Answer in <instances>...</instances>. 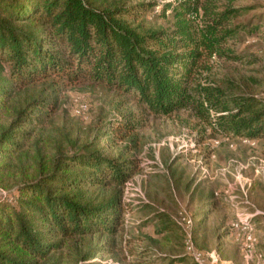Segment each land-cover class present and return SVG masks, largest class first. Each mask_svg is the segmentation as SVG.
<instances>
[{
  "label": "trees",
  "instance_id": "16d2710c",
  "mask_svg": "<svg viewBox=\"0 0 264 264\" xmlns=\"http://www.w3.org/2000/svg\"><path fill=\"white\" fill-rule=\"evenodd\" d=\"M154 3L0 0V62L8 71L0 76V118L9 112L15 116L0 128V185L14 170L20 173L11 201L0 199V264H44L50 252L87 235L114 234L121 188L136 169L133 158H109L81 146L47 162L34 160L33 171L22 172L14 160L32 135L31 127L42 125L53 109L55 96L33 95L24 108L12 103L17 92L38 80H50L53 87L58 80L84 79L134 94L154 114L191 108L206 119L212 112L219 132L264 136V98L235 92L239 88L232 80L224 86L197 83L196 96L190 88L204 58L227 56V41L257 30L258 24L235 21L253 6L178 0L161 8L163 16L171 11L170 27L145 28L137 21ZM136 127L134 120L124 119L115 128ZM106 187L112 188L109 196H92L94 189ZM213 204L200 206V219L207 213L205 205ZM156 217L162 231L175 224L166 222L163 213Z\"/></svg>",
  "mask_w": 264,
  "mask_h": 264
},
{
  "label": "rangeland",
  "instance_id": "374dc122",
  "mask_svg": "<svg viewBox=\"0 0 264 264\" xmlns=\"http://www.w3.org/2000/svg\"><path fill=\"white\" fill-rule=\"evenodd\" d=\"M117 1L155 2L137 22L157 29L172 25L170 9L163 16L161 8L178 0ZM219 2L253 6L235 21L259 27L227 41V56L204 58L190 84L192 93L197 83L224 86L232 80L239 88L235 92L264 98V0ZM7 72L0 62V76ZM49 83L38 80L14 95L15 109L26 107L33 95L55 96L53 109L42 125L31 127L32 135L14 160L22 172L30 174L34 160L47 162L81 146L109 158H133L136 169L121 188L115 233L87 235L50 252L44 264H168L176 257H183L177 264H197L185 249V231L178 223L184 216L192 220L194 246L205 264H264V136L251 139L219 132L212 112L206 119L191 108L154 114L136 95L84 79L58 80L53 87ZM14 118L11 112L1 116L0 128ZM124 119L134 120L138 127L115 128ZM19 175L14 170L0 185V199L11 201ZM111 193L110 187L96 188L92 196L100 200ZM206 201L214 204L205 205L207 213L200 219L198 210ZM159 212L176 225L158 229Z\"/></svg>",
  "mask_w": 264,
  "mask_h": 264
},
{
  "label": "built area",
  "instance_id": "2783aa9c",
  "mask_svg": "<svg viewBox=\"0 0 264 264\" xmlns=\"http://www.w3.org/2000/svg\"><path fill=\"white\" fill-rule=\"evenodd\" d=\"M178 223L182 226L185 231V249L187 253L191 256V258L197 264H205L203 253L200 252L195 246L192 238V220L188 216L181 217V220ZM249 247V245H247Z\"/></svg>",
  "mask_w": 264,
  "mask_h": 264
}]
</instances>
